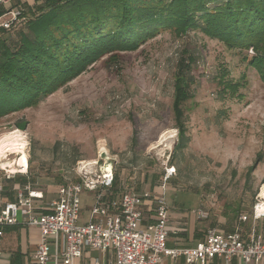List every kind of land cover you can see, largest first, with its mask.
<instances>
[{
	"label": "rangeland",
	"instance_id": "374dc122",
	"mask_svg": "<svg viewBox=\"0 0 264 264\" xmlns=\"http://www.w3.org/2000/svg\"><path fill=\"white\" fill-rule=\"evenodd\" d=\"M179 86L191 96L185 104L191 142L173 154ZM15 132L22 146L0 158L4 174L3 164L23 151L30 172L74 180L77 152L81 161L109 159L117 170L148 161L175 167L187 191L216 193L215 211L241 203L240 213L251 215L262 202L264 159L248 184L247 171L264 153V83L246 53L199 32H162L138 50L101 58L38 106L0 118V140Z\"/></svg>",
	"mask_w": 264,
	"mask_h": 264
},
{
	"label": "trees",
	"instance_id": "16d2710c",
	"mask_svg": "<svg viewBox=\"0 0 264 264\" xmlns=\"http://www.w3.org/2000/svg\"><path fill=\"white\" fill-rule=\"evenodd\" d=\"M24 14L26 22L0 38V118L38 106L101 58L138 50L167 31L199 32L246 53L264 83V0H45ZM190 98L177 87L173 154L191 142L185 115ZM22 123L20 130L26 128ZM72 157L75 164L81 161L77 152ZM263 159L258 153L247 184ZM241 206L225 205L223 214L237 220Z\"/></svg>",
	"mask_w": 264,
	"mask_h": 264
},
{
	"label": "built area",
	"instance_id": "2783aa9c",
	"mask_svg": "<svg viewBox=\"0 0 264 264\" xmlns=\"http://www.w3.org/2000/svg\"><path fill=\"white\" fill-rule=\"evenodd\" d=\"M30 1L0 0V9L10 6L0 15V38L26 22L24 6ZM32 1L39 5L45 0ZM73 172L75 180L65 178L47 213L36 212L37 202L44 196L31 186L20 191L15 201L0 206V236L7 226L23 225L39 230L40 240L32 258L35 264H162L165 258H184L186 264H209L215 258L226 264H231L234 258L243 264L264 262V237L253 229L247 241L240 225L232 232L210 228L196 248L170 249L167 247L170 210L164 194L155 196L125 189L116 196V170L109 159L106 163L81 161ZM6 175L11 178V174ZM176 175L175 167H165L163 193ZM85 192L92 195L93 206L89 221L81 224ZM209 198L216 200V193ZM147 201L153 203L155 216L152 223L144 225L141 208ZM259 204L253 207L251 215L242 214L239 222L256 224L263 219L264 215L257 211ZM209 215L208 211L199 212L201 219ZM92 253L99 256L91 257Z\"/></svg>",
	"mask_w": 264,
	"mask_h": 264
},
{
	"label": "crops",
	"instance_id": "0c3cea01",
	"mask_svg": "<svg viewBox=\"0 0 264 264\" xmlns=\"http://www.w3.org/2000/svg\"><path fill=\"white\" fill-rule=\"evenodd\" d=\"M36 6L35 2L30 1L29 4L24 6L25 12L33 11ZM151 164L152 162L148 161L145 165L137 167L130 165L131 168L127 167L126 169L123 167L121 170H117L116 166L114 190L118 197L125 189H132L140 194L149 192L155 196L164 194L170 210L168 248H196L204 240L207 231L215 227L232 232L240 225L247 241L250 239L253 229L264 237V218L257 221L256 224H253L252 221L240 223L239 219L229 218L228 215L223 214V211L212 209L209 196L190 192L181 187L180 180L176 178L177 176L168 182L167 189L163 193L161 184L165 168L162 170L157 169ZM27 166L23 167L20 172L11 173L7 171L11 174V178L0 172V206L15 201L20 191L31 186L44 196L43 200L37 202L36 212L47 213L48 206L58 198L60 183L49 175L30 172ZM92 206V195L85 192L82 196L81 224L89 221ZM141 209L144 213L143 224L152 223L155 216L153 203L147 201ZM200 211H208L209 217L201 219L199 217ZM2 232L3 234L0 236V264H35L32 258L40 240V232L37 228L23 225L7 226L2 229ZM91 255V257L99 256L98 253H92ZM162 264H186V262L184 258L178 260L165 258ZM209 264L226 263L220 258H215ZM231 264H243V262L238 258H234ZM261 264H264V262Z\"/></svg>",
	"mask_w": 264,
	"mask_h": 264
},
{
	"label": "bare ground",
	"instance_id": "6f19581e",
	"mask_svg": "<svg viewBox=\"0 0 264 264\" xmlns=\"http://www.w3.org/2000/svg\"><path fill=\"white\" fill-rule=\"evenodd\" d=\"M19 132H15L12 133L8 136H6L5 138L0 140V158H4L6 156L7 153L10 152H14L20 149V146H22L19 142ZM21 155H23L21 157L20 160L16 161V162H5L3 164V166L9 170V172L11 173H15V172H20L22 170L23 167L27 166V162H26V156L24 154V152H19ZM94 164V163H93ZM261 198H262V202H260L259 206H258V214L259 215H264V184L261 190Z\"/></svg>",
	"mask_w": 264,
	"mask_h": 264
}]
</instances>
